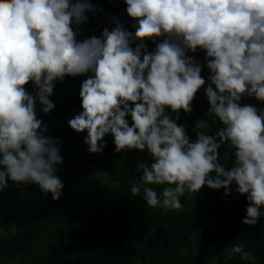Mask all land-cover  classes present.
<instances>
[{
    "label": "clouds",
    "instance_id": "9594fccd",
    "mask_svg": "<svg viewBox=\"0 0 264 264\" xmlns=\"http://www.w3.org/2000/svg\"><path fill=\"white\" fill-rule=\"evenodd\" d=\"M124 3L134 31L112 15L100 35L78 40L79 25L87 13L103 10L99 4L0 0V191L10 180L61 197L59 137L45 134L37 102L49 113L56 81L87 74L78 93L82 110L67 123L86 131L89 153L103 151L107 134L116 153L147 152L150 159L136 165L132 196L165 213L180 212L186 192L195 196L206 185L228 196L235 183L247 201L242 223L256 226L264 217V108L240 101L247 96L264 102V0ZM147 40L158 41L151 51ZM197 51H204L203 64L188 54ZM206 79V115L222 126L208 134L200 122L191 139L177 120L181 110L192 111ZM221 146L232 154L230 168L220 162ZM94 176L107 179L103 171ZM225 251L228 259L238 254L255 264L241 243Z\"/></svg>",
    "mask_w": 264,
    "mask_h": 264
},
{
    "label": "trees",
    "instance_id": "16d2710c",
    "mask_svg": "<svg viewBox=\"0 0 264 264\" xmlns=\"http://www.w3.org/2000/svg\"><path fill=\"white\" fill-rule=\"evenodd\" d=\"M156 42L146 41L149 51ZM188 54L204 63V51ZM201 75L207 77L206 67ZM86 78L87 74L56 81L50 96L55 108L47 114L37 102V116L48 125L45 134L59 137L63 162L56 174L64 188L54 200L36 184L16 187L8 181L0 191V264H251L238 254L228 259L225 249L234 243L252 251L255 264H264V217L256 226L242 223L247 201L234 191L235 183L228 196L223 188L206 185L195 196L186 192L182 210L165 213L130 192L138 180L137 163L150 159L146 151L116 153L111 134L104 137L102 152L87 151L86 131L78 133L67 123L82 110L78 93ZM206 86L207 79L192 101V111L181 110L177 120L191 139L200 122L208 134L222 126L206 115ZM25 87L32 91L31 82ZM240 103L264 108V102L252 97H242ZM218 151L220 162L230 168L231 152L225 146ZM101 171L107 179L94 176Z\"/></svg>",
    "mask_w": 264,
    "mask_h": 264
},
{
    "label": "water",
    "instance_id": "95a60500",
    "mask_svg": "<svg viewBox=\"0 0 264 264\" xmlns=\"http://www.w3.org/2000/svg\"><path fill=\"white\" fill-rule=\"evenodd\" d=\"M90 2L93 4H99L103 10H98L95 15H93L92 13H87L89 19L87 22H84L79 25L81 31L77 36L78 40L83 39L88 32L94 29L97 25H99L110 15L126 8L124 0H90ZM73 28L75 30L76 26L73 25Z\"/></svg>",
    "mask_w": 264,
    "mask_h": 264
},
{
    "label": "built area",
    "instance_id": "2783aa9c",
    "mask_svg": "<svg viewBox=\"0 0 264 264\" xmlns=\"http://www.w3.org/2000/svg\"><path fill=\"white\" fill-rule=\"evenodd\" d=\"M112 15L118 16L121 20H126V21H127V25H126V26H127L129 29H132V28H131V25H132V23H133V19L127 16V14H126V12H125V8L122 9V10H120V11H118V12H116V13H114V14H112ZM112 15H110V16H112ZM107 21H108V18H106L105 20H103L99 25H97L94 29H92L90 32H88V33L84 36V38L89 37V36H91V35H97V36L100 35V33H101V31H102V28H103L104 26H106ZM111 27H114V25H110V29H111ZM132 30H134V29H132ZM84 38H83V39H84Z\"/></svg>",
    "mask_w": 264,
    "mask_h": 264
},
{
    "label": "rangeland",
    "instance_id": "374dc122",
    "mask_svg": "<svg viewBox=\"0 0 264 264\" xmlns=\"http://www.w3.org/2000/svg\"><path fill=\"white\" fill-rule=\"evenodd\" d=\"M25 184H20V186H24ZM261 230L264 232V228H261ZM13 232V230H10V231H8V232H2L3 234H5V235H8V234H10V233H12ZM193 236H191V238H192ZM206 253H208V254H210V250L209 251H206ZM213 260V258L212 257H209L208 258V261L210 262V261H212Z\"/></svg>",
    "mask_w": 264,
    "mask_h": 264
}]
</instances>
